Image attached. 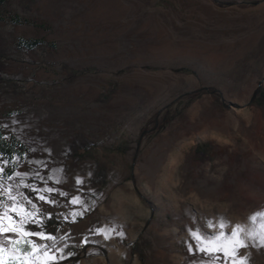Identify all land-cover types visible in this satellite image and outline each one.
Listing matches in <instances>:
<instances>
[{
  "label": "rangeland",
  "instance_id": "374dc122",
  "mask_svg": "<svg viewBox=\"0 0 264 264\" xmlns=\"http://www.w3.org/2000/svg\"><path fill=\"white\" fill-rule=\"evenodd\" d=\"M0 128V264H181L175 212L264 264V0H0Z\"/></svg>",
  "mask_w": 264,
  "mask_h": 264
},
{
  "label": "bare ground",
  "instance_id": "6f19581e",
  "mask_svg": "<svg viewBox=\"0 0 264 264\" xmlns=\"http://www.w3.org/2000/svg\"><path fill=\"white\" fill-rule=\"evenodd\" d=\"M153 53H154V51L153 52L148 51V54H150V55H152ZM180 54H183L184 58H187V57L192 58V56L194 55L193 52H190V53L180 52ZM176 56H179V55H176V54L173 55V57H176ZM172 65H173L172 69L177 67V66H181V64H179V63H174ZM214 127L215 126H213L211 123H205L203 121V118L199 115V113L197 111V106H194L190 109V111L187 113V115L184 119H182L179 123L173 125L166 133H164L162 136H160L152 148H156L157 146H160L161 144H163V148L169 149V147L173 146V143L188 142L191 139L193 140V138H195L197 136H205V137L212 139L215 142V128ZM161 150L163 151V149H161ZM258 150L260 153H264V143L262 141L259 142ZM260 170L261 171H259V172L264 175V167H262ZM190 181L196 182L193 180L192 177H190ZM196 183L200 187L204 188V190L201 193H199L197 190L195 191V193L197 194L196 195L197 198H202V197H204V195H206L207 197L208 196L212 197L215 194V186L209 182H206V180H204L203 177L202 178L199 177V179ZM131 205H132L131 206L132 209L135 212H138L139 208L133 200L131 202ZM168 223L171 226L178 225L179 226V233L185 234L186 237L183 239H180L177 242H173L175 237H173L172 235H171V237L169 235L166 236L165 234L161 233L160 237L157 240H155V242L157 245H159V243H161L160 241L162 239L163 242L167 241V242H169V244L177 245V247L182 246L181 264H185L186 259L191 254H194V260H193L192 264L204 262L206 260L205 257H207V256H210V257L212 256L213 258H215V251L219 252L220 250H223V248L225 247L224 245H221L219 242H217L215 245H209L207 243V241L215 240V237L214 238H208L201 231L197 230L195 227L196 224L189 217L186 218L185 220H181L179 215L177 214V212L171 213ZM129 228H130V226H129ZM113 229H114V227H113ZM260 229L262 231H264V222L261 223ZM114 230H116L118 232V231H120V228L118 226H115ZM193 233H196L200 237V239L198 240L196 238V236L193 235ZM169 234H171V233H169ZM209 248H211L213 250H211V251L207 250ZM223 251H225V250H223ZM172 259H173V261H177L176 257H172Z\"/></svg>",
  "mask_w": 264,
  "mask_h": 264
},
{
  "label": "trees",
  "instance_id": "16d2710c",
  "mask_svg": "<svg viewBox=\"0 0 264 264\" xmlns=\"http://www.w3.org/2000/svg\"><path fill=\"white\" fill-rule=\"evenodd\" d=\"M16 141L13 137H5L1 128H0V155H3L6 159L11 160L15 154L14 145ZM2 197L0 195V201Z\"/></svg>",
  "mask_w": 264,
  "mask_h": 264
},
{
  "label": "snow or ice",
  "instance_id": "6c2138e0",
  "mask_svg": "<svg viewBox=\"0 0 264 264\" xmlns=\"http://www.w3.org/2000/svg\"><path fill=\"white\" fill-rule=\"evenodd\" d=\"M77 202H78V201H73V203H77ZM251 219H252L253 221H255V220H256V217L253 216ZM221 227H224V225H221ZM242 231H244V229H242V228H237V230H236L235 232L232 233L233 237L237 236L238 233H239V232H242ZM193 235L196 236V238H197L198 240L200 239V237H199L196 233H193ZM222 238H223V233H221L220 236H217V237L215 238V240H209V241H207V243H208L209 245H215V244H216L218 241H220ZM229 242H231V240H229ZM262 242H264V238H262ZM207 250L211 251V250H213V249L209 248V249H207Z\"/></svg>",
  "mask_w": 264,
  "mask_h": 264
}]
</instances>
